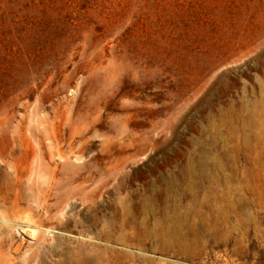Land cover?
<instances>
[{"label": "rangeland", "instance_id": "obj_1", "mask_svg": "<svg viewBox=\"0 0 264 264\" xmlns=\"http://www.w3.org/2000/svg\"><path fill=\"white\" fill-rule=\"evenodd\" d=\"M0 264H264V0H0Z\"/></svg>", "mask_w": 264, "mask_h": 264}, {"label": "bare ground", "instance_id": "obj_2", "mask_svg": "<svg viewBox=\"0 0 264 264\" xmlns=\"http://www.w3.org/2000/svg\"><path fill=\"white\" fill-rule=\"evenodd\" d=\"M130 230V229H129ZM146 230V229H145ZM145 230H144V233H145ZM155 231V230H154ZM158 231H160V230H158ZM162 231V230H161ZM161 231H160V233H161ZM126 233V232H125ZM130 233H131V231H129V236H131L130 235ZM186 233V232H185ZM185 233H184V231H183V234H181V235H179V236H182V238H184L186 235H185ZM156 234H157V231H156ZM161 234H165V233H161ZM167 234H172V230L171 231H168V233ZM126 235H128V233L126 234ZM146 235V234H145ZM144 235V236H145ZM157 235H159V234H157ZM173 235V234H172ZM189 235V234H188ZM124 236V235H123ZM133 236V235H132ZM174 236V235H173ZM136 237H138V236H136ZM155 237V236H154ZM161 237V235L158 237L157 236V238H160ZM171 237V236H170ZM131 238V237H130ZM133 238V237H132ZM162 238V237H161ZM172 238V237H171ZM134 239V238H133ZM170 239V238H169ZM169 239H167V240H169ZM126 240V239H125ZM125 240H123V241H125ZM127 240H128V237H127ZM136 240V239H135ZM180 240V239H179ZM184 240V239H183ZM170 241V240H169ZM126 242V241H125ZM136 242V241H135ZM135 242H133V243H135ZM129 243V242H128ZM164 243H165V240H164ZM125 244V243H124ZM170 244V243H169ZM168 243H167V246H166V248L167 247H170V246H168L169 245ZM140 245V244H139ZM171 245V244H170ZM172 246V245H171ZM162 249H163V247H161ZM160 248V249H161ZM137 249H138V247H137ZM157 249V248H156ZM164 249H165V247H164ZM168 249V248H167ZM140 250V249H139ZM141 250H142V248H141ZM158 250V249H157ZM110 251V250H109ZM114 251V250H113ZM155 251V250H154ZM120 252V251H119ZM165 252H166V249H165ZM118 253V252H117ZM111 255V254H110ZM114 256H115V254H114ZM117 256H119V255H117ZM125 256V255H124ZM134 256V255H133ZM129 257V256H128ZM136 256H134V258H135ZM107 261H109L108 260V258L106 259ZM114 260V259H113ZM132 260V259H131ZM122 262V261H121ZM117 263V262H116Z\"/></svg>", "mask_w": 264, "mask_h": 264}]
</instances>
